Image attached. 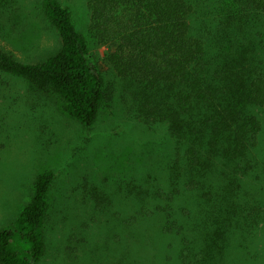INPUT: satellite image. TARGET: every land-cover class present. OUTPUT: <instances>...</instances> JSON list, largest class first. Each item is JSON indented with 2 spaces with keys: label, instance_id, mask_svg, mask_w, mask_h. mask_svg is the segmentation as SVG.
Wrapping results in <instances>:
<instances>
[{
  "label": "trees",
  "instance_id": "obj_1",
  "mask_svg": "<svg viewBox=\"0 0 264 264\" xmlns=\"http://www.w3.org/2000/svg\"><path fill=\"white\" fill-rule=\"evenodd\" d=\"M9 2L0 0V19ZM88 6L91 33L108 48V65L133 88V117L145 133L165 126L173 140L170 153L151 167L159 176L148 162L149 173L127 184L136 201L130 226L138 230L121 264L163 262L167 253L157 251L152 260L139 235L149 221L168 246L178 244L177 264H236L238 248L248 249L264 225V201L255 203L246 188L264 144V0H89ZM40 8L60 49L25 63L0 46V89L5 76L24 80L92 128L109 99L87 37L58 0H42ZM0 33L11 39L2 24ZM2 120L0 108L1 133ZM54 182V172L40 173L33 198L0 228V264H38L45 257ZM89 191L86 197L94 194Z\"/></svg>",
  "mask_w": 264,
  "mask_h": 264
},
{
  "label": "rangeland",
  "instance_id": "obj_2",
  "mask_svg": "<svg viewBox=\"0 0 264 264\" xmlns=\"http://www.w3.org/2000/svg\"><path fill=\"white\" fill-rule=\"evenodd\" d=\"M41 1L8 0L10 6L0 19L12 39L7 41L0 33V46L25 63L42 62L60 49L58 34L42 15ZM58 1L87 37L109 101L97 123L86 128L65 113L59 98L38 94L24 80L5 76L0 89L5 123L0 132V228L13 223L33 198L39 174L52 171L55 182L45 226L46 255L38 264H121L129 249L133 252V236L138 230L130 226L136 201L127 195V184L149 173L148 162L151 170L158 160L162 162L173 148V140L165 126L155 125L154 131L145 133L146 127L133 117L129 110L133 88L115 74L107 63L108 48L93 37L89 0ZM261 116L264 121V112ZM143 141L145 147L137 143ZM257 159L260 164L248 177L246 188L250 199L261 204L264 144ZM138 163L146 168L143 173L137 172ZM153 175L159 176L155 170ZM91 188L94 194L86 197ZM95 202L99 209L93 207ZM147 223L140 227L139 235L152 260L163 250L161 254H167L161 264H177L178 244L173 241L168 246L169 241L158 236L157 225ZM248 242V249L238 248L236 264H264V225Z\"/></svg>",
  "mask_w": 264,
  "mask_h": 264
}]
</instances>
